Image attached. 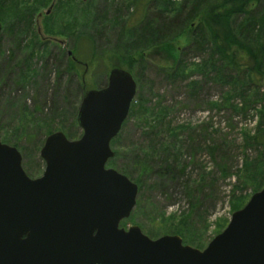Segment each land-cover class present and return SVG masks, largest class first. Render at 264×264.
Segmentation results:
<instances>
[{
    "label": "rangeland",
    "instance_id": "obj_1",
    "mask_svg": "<svg viewBox=\"0 0 264 264\" xmlns=\"http://www.w3.org/2000/svg\"><path fill=\"white\" fill-rule=\"evenodd\" d=\"M181 1L0 0V141L18 150L29 178L40 177L44 139L55 132L70 141L82 135L76 122L82 92H66L67 80L75 88L83 75L85 88L98 90L111 69L127 71L136 84L130 110L137 98L141 102L110 142L113 157L106 168L136 184L138 193L119 226H137L152 240L178 236L183 245L203 250L231 214L264 188V152L246 141L260 130L264 81L246 89L250 104L241 111L244 99L226 94L229 87L216 84L215 73L198 71L205 52L186 54L180 71L185 75L173 82L161 71L177 65L179 50L189 44L187 32L152 47L137 29L124 31L118 43L100 40L95 32L115 28L117 20L129 16L136 23L146 10L173 13ZM51 3L50 14L38 17ZM206 16L202 13L193 26ZM36 22L43 37L66 40L67 46L40 40ZM67 50L79 54L86 70L83 64L69 70L65 61L58 68L55 63ZM256 96H262L260 102ZM159 160L175 168L186 165L184 175L163 174Z\"/></svg>",
    "mask_w": 264,
    "mask_h": 264
},
{
    "label": "water",
    "instance_id": "obj_2",
    "mask_svg": "<svg viewBox=\"0 0 264 264\" xmlns=\"http://www.w3.org/2000/svg\"><path fill=\"white\" fill-rule=\"evenodd\" d=\"M53 5L37 16L50 14ZM36 29L40 34L38 22ZM81 87L76 122L82 135L74 141L61 132L48 135L39 150L40 177L29 178L18 150L0 141V264H264V188L203 250L178 236L152 240L137 226L121 228L138 188L106 164L136 84L114 68L104 88L87 90L83 75Z\"/></svg>",
    "mask_w": 264,
    "mask_h": 264
},
{
    "label": "trees",
    "instance_id": "obj_3",
    "mask_svg": "<svg viewBox=\"0 0 264 264\" xmlns=\"http://www.w3.org/2000/svg\"><path fill=\"white\" fill-rule=\"evenodd\" d=\"M204 12L208 14L206 20L193 26L194 21ZM131 21L132 16H129L124 21L117 20L118 24L115 28H101L100 31L95 28V32L99 33L100 40L109 39L110 43H118L124 31L137 29L141 32L140 36L145 37L147 47L169 43L187 32L189 44L179 50L177 65L161 69L171 80L170 82L179 79L177 76L179 74L185 75L180 71L184 69L186 54L205 52L206 59L196 65L198 71L202 70L206 76L208 73L204 71H209L210 74L215 73L213 77L216 84L229 87V92L226 91V94H234V97L244 99L240 103V110L243 111V107L250 104L245 98L246 89H257L264 81V0H182L173 13L165 15L161 11L146 10L136 23ZM72 55L81 61L76 51L72 52ZM63 61L67 63L66 68L69 66V70L74 68V63L66 53L61 55L60 63L55 64L58 66L63 64ZM58 75L60 77L61 74ZM58 82L60 83V79ZM194 85L197 84L194 83ZM64 87L65 91L71 95H78L80 89L82 92L80 84H76L73 88L71 78L67 80ZM261 97L256 96L259 102ZM228 100L230 99L224 102ZM140 102L141 98H137L136 105L129 110L130 115L138 112ZM261 108L260 130L253 137L247 136L246 141L251 142L248 146L259 147L264 152V105ZM210 154L215 160V150H212ZM159 162L163 174L184 175L186 165L175 168L162 160ZM260 169L264 171V164Z\"/></svg>",
    "mask_w": 264,
    "mask_h": 264
},
{
    "label": "flooded vegetation",
    "instance_id": "obj_4",
    "mask_svg": "<svg viewBox=\"0 0 264 264\" xmlns=\"http://www.w3.org/2000/svg\"><path fill=\"white\" fill-rule=\"evenodd\" d=\"M35 25H36V24H35ZM39 26H40V25H39ZM40 32H41V29H40ZM36 33H37V35L39 36V38H40V36H42L41 33L38 34L37 29H36ZM42 37H43V36H42ZM40 40H41V39H40ZM42 41H43V42H45V41H49V42L55 43V44L59 45L61 48H65V47L67 46V41H66V40H59V41H64V42H65L64 45H60V44L57 42V39L51 38V37H49V36L43 37V40H42ZM68 51H70V50H67V51H66V54H67ZM67 56H68V55H67ZM68 58H69L72 62H74V64H78V65H82V64H83L81 61L75 59L74 57H73L74 60H73L72 58H70V57H68Z\"/></svg>",
    "mask_w": 264,
    "mask_h": 264
}]
</instances>
